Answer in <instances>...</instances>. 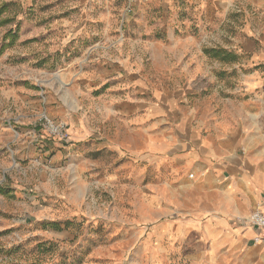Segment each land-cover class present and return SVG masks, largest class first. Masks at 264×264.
Returning a JSON list of instances; mask_svg holds the SVG:
<instances>
[{
  "label": "rangeland",
  "instance_id": "rangeland-1",
  "mask_svg": "<svg viewBox=\"0 0 264 264\" xmlns=\"http://www.w3.org/2000/svg\"><path fill=\"white\" fill-rule=\"evenodd\" d=\"M160 1L0 0V264H186L178 258L155 261L151 210L141 190L153 187L165 193V184L155 181L148 160L135 167L129 150L134 134L128 131L136 127L134 114L124 120L112 112L111 95L129 101L137 89L110 93L103 77L90 83L73 77L81 64L100 70L111 63L110 57L130 55L134 48L132 63L146 86L144 97L151 90H184L177 86L185 82L180 69L189 56L183 50L221 46L212 35L199 44L200 20L187 0H174L176 7L166 15ZM233 28L227 24L222 30ZM217 60L208 56V68L194 80L192 96H208L216 89L226 96L233 93L229 82L235 76L221 70ZM221 81L225 85L215 86ZM42 114L66 123L70 137L81 123L114 145L127 146L123 153L101 152L98 167L80 175L77 193L67 178L72 173L69 158L60 175L50 157L22 154L26 143L16 131L36 119V128L48 137L39 122ZM66 142L77 143L72 138ZM108 170L110 184L105 183ZM164 172L159 168V179ZM56 188L70 195L57 199ZM39 202L51 208L45 220L32 213Z\"/></svg>",
  "mask_w": 264,
  "mask_h": 264
},
{
  "label": "crops",
  "instance_id": "crops-1",
  "mask_svg": "<svg viewBox=\"0 0 264 264\" xmlns=\"http://www.w3.org/2000/svg\"><path fill=\"white\" fill-rule=\"evenodd\" d=\"M186 3L200 20L199 44L212 35L221 46L216 49L217 64L235 76L229 82L234 88L230 96L218 89L208 96L191 95L194 80L208 68L210 54L201 46L183 50L182 55L189 58L179 68L185 76L184 84H177L184 89L181 91L151 90L149 97H144L146 86L132 63L134 48L130 55L110 57L111 63L100 70L81 64L73 69V77L82 83L103 77L110 93L137 89L138 97L126 101L121 95L117 99L111 95L110 102L119 119L128 120L134 114L136 127L128 131L134 134L129 150L135 167L141 168L144 159L148 160L155 181L165 184V193L153 187L141 190L151 210L150 238L156 262H176L174 258H178L186 264H264V242H254L256 227L237 221L257 208L264 213V0ZM175 4L174 0L160 1L163 15L170 14ZM227 24L234 25L230 33L222 30ZM188 39L194 40L192 36ZM224 64L229 65L227 69ZM144 108H148L145 117ZM29 123L32 125L16 131L26 143L27 152L22 154L50 157V166H56L60 175L66 165L64 158H69L72 173L67 178L76 184L77 193L80 175L98 167L101 152L123 153L127 146L114 145L81 123L71 137L75 144L46 137L36 128V119ZM159 168L165 170L162 179ZM105 180L108 184L112 181L109 170ZM58 190L54 194L57 199L70 195ZM50 212L51 208L40 202L32 208L43 220Z\"/></svg>",
  "mask_w": 264,
  "mask_h": 264
},
{
  "label": "built area",
  "instance_id": "built-area-1",
  "mask_svg": "<svg viewBox=\"0 0 264 264\" xmlns=\"http://www.w3.org/2000/svg\"><path fill=\"white\" fill-rule=\"evenodd\" d=\"M39 122L43 125L48 137L59 141L70 140L71 137L66 123L54 121L46 114L40 116ZM190 176L193 175L190 174ZM237 221L256 227L258 234L255 236L254 242H264V213L259 208L252 211L248 217L239 218Z\"/></svg>",
  "mask_w": 264,
  "mask_h": 264
},
{
  "label": "trees",
  "instance_id": "trees-1",
  "mask_svg": "<svg viewBox=\"0 0 264 264\" xmlns=\"http://www.w3.org/2000/svg\"><path fill=\"white\" fill-rule=\"evenodd\" d=\"M4 47L1 48V50L3 49ZM206 53L210 54V56H213V57H217L218 56V53L219 51H217L216 49H208L206 50ZM52 225L54 228H57L58 227V223H52L50 224Z\"/></svg>",
  "mask_w": 264,
  "mask_h": 264
}]
</instances>
